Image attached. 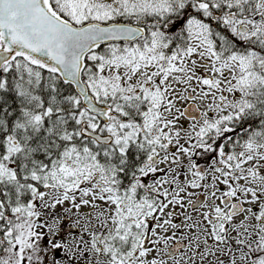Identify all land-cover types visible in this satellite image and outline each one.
Listing matches in <instances>:
<instances>
[{"label":"snow or ice","instance_id":"1","mask_svg":"<svg viewBox=\"0 0 264 264\" xmlns=\"http://www.w3.org/2000/svg\"><path fill=\"white\" fill-rule=\"evenodd\" d=\"M0 264H264V0H0Z\"/></svg>","mask_w":264,"mask_h":264}]
</instances>
